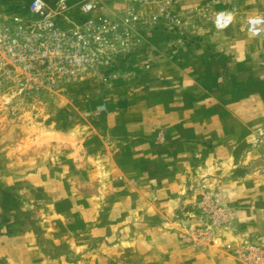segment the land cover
<instances>
[{
  "label": "rangeland",
  "instance_id": "374dc122",
  "mask_svg": "<svg viewBox=\"0 0 264 264\" xmlns=\"http://www.w3.org/2000/svg\"><path fill=\"white\" fill-rule=\"evenodd\" d=\"M28 1L0 9L38 20ZM94 1L115 24L103 59L0 95V210L50 264H264V35L246 26L264 0Z\"/></svg>",
  "mask_w": 264,
  "mask_h": 264
},
{
  "label": "built area",
  "instance_id": "2783aa9c",
  "mask_svg": "<svg viewBox=\"0 0 264 264\" xmlns=\"http://www.w3.org/2000/svg\"><path fill=\"white\" fill-rule=\"evenodd\" d=\"M69 4V0H60L57 9H53L46 0H29L28 11L39 17L35 21L18 13L7 15L0 9V95L10 83L37 85L43 73L56 71L77 77L103 59L104 47L110 43L107 36L115 24L108 18L91 17L97 4L86 0L81 10L88 18L82 27L63 31L56 15L69 9ZM131 16L132 13L125 20H132ZM216 20L218 26L229 23L226 15H219ZM246 26L253 35L263 36L264 15L251 17Z\"/></svg>",
  "mask_w": 264,
  "mask_h": 264
},
{
  "label": "crops",
  "instance_id": "0c3cea01",
  "mask_svg": "<svg viewBox=\"0 0 264 264\" xmlns=\"http://www.w3.org/2000/svg\"><path fill=\"white\" fill-rule=\"evenodd\" d=\"M171 203L175 200H167L166 208L159 211L163 216L171 212ZM20 216L21 211L16 209L0 210V264H50L53 248L50 250L46 243L40 242L33 227L19 220Z\"/></svg>",
  "mask_w": 264,
  "mask_h": 264
}]
</instances>
